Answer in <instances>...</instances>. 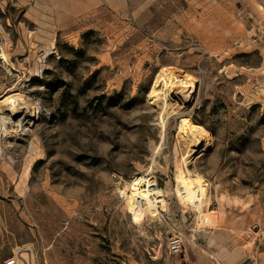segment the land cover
I'll return each instance as SVG.
<instances>
[{
    "label": "rangeland",
    "instance_id": "374dc122",
    "mask_svg": "<svg viewBox=\"0 0 264 264\" xmlns=\"http://www.w3.org/2000/svg\"><path fill=\"white\" fill-rule=\"evenodd\" d=\"M0 45V100L37 106L0 121V264L27 245L32 264H264V0H0ZM167 67L197 87L162 135L149 91ZM180 116L209 134L189 167L235 229L171 194ZM148 165L168 205L136 223L114 181Z\"/></svg>",
    "mask_w": 264,
    "mask_h": 264
},
{
    "label": "bare ground",
    "instance_id": "6f19581e",
    "mask_svg": "<svg viewBox=\"0 0 264 264\" xmlns=\"http://www.w3.org/2000/svg\"><path fill=\"white\" fill-rule=\"evenodd\" d=\"M0 61L12 67L9 54L1 45ZM233 76L234 74L230 77ZM196 87V79L193 75L180 73L173 67L161 69L156 74L150 87L149 95L158 110L157 118L162 135L170 114L181 111L186 107V103L193 100ZM171 105H176L178 110L174 111L171 109L168 112L167 107ZM18 106L25 108L23 116L28 118L35 117L36 105L32 106V103L23 97L20 92L7 94L0 100V121L3 133L12 130L9 121L15 111L18 110ZM21 119L16 123L17 126L21 124ZM176 139V158L173 164L171 194L175 196L182 208L191 207L194 209L197 222L200 220V222L206 223L210 228L228 225L230 228L235 229L236 226L234 224L225 222V212L221 203L215 208H206L210 201L209 180L197 170L189 167V163L196 155L210 147L207 130L189 117L180 116L177 124ZM114 182L116 190L122 198L123 206L133 222L139 223L144 217H155L160 214L161 210L167 209L166 191L158 185L155 175L152 173V165H148L129 179L117 176ZM202 214L203 216L201 217ZM245 221H247V218L242 216L237 223L244 227ZM227 236L230 237L231 234ZM198 238L200 241L206 238L209 242L212 239L204 234H198ZM225 241L227 243L230 242V240L226 239ZM22 250H27V252H19V250L17 252L15 250L18 261L21 262V259H23L25 264H32V250L28 245ZM27 257L28 260H25Z\"/></svg>",
    "mask_w": 264,
    "mask_h": 264
},
{
    "label": "built area",
    "instance_id": "2783aa9c",
    "mask_svg": "<svg viewBox=\"0 0 264 264\" xmlns=\"http://www.w3.org/2000/svg\"><path fill=\"white\" fill-rule=\"evenodd\" d=\"M195 220H196V218H195ZM192 232L194 234L196 231L192 230ZM182 247H183V244H182L180 237H178L177 235H174V236L171 235V237L168 241V251H170L171 253H178V252H181Z\"/></svg>",
    "mask_w": 264,
    "mask_h": 264
}]
</instances>
